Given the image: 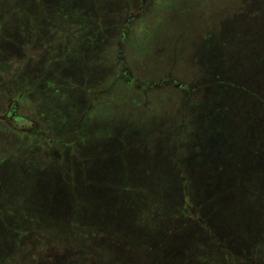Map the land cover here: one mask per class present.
Returning <instances> with one entry per match:
<instances>
[{"label":"rangeland","instance_id":"rangeland-1","mask_svg":"<svg viewBox=\"0 0 264 264\" xmlns=\"http://www.w3.org/2000/svg\"><path fill=\"white\" fill-rule=\"evenodd\" d=\"M129 1L0 0L2 78L7 74L10 84L38 95L21 100L17 112L34 118L39 94L48 97L54 82L66 84L75 100L66 102L67 111L82 109L78 125L88 164L75 167L69 179L91 182L78 191L79 201L98 203L100 227L114 231L88 233L76 222L81 228L71 232L68 218L58 216L19 246L0 248L15 254L6 264H60L73 235L108 243L97 258L101 264H171L187 255L180 238H190L196 227L203 243L214 245L211 251L222 250L218 229L228 231L232 247L244 246L242 206L226 202L230 206L208 220L206 198L212 189L228 201L264 192V0ZM246 17L257 24L252 28ZM161 55L165 67L184 61L186 74L174 66L157 69L153 60ZM7 57L26 61L16 70L18 63ZM119 129L127 141L116 135ZM154 129L171 137L157 142ZM30 181L36 186L25 185L29 192L22 196L41 194L43 182Z\"/></svg>","mask_w":264,"mask_h":264},{"label":"trees","instance_id":"trees-1","mask_svg":"<svg viewBox=\"0 0 264 264\" xmlns=\"http://www.w3.org/2000/svg\"><path fill=\"white\" fill-rule=\"evenodd\" d=\"M130 3L132 7L133 2ZM248 19H252V21L249 22ZM263 19L264 17H262ZM246 21L250 23L252 28L257 24L254 17H246ZM244 30L248 32L247 29ZM235 33L231 32L230 35L234 36ZM249 40H246L247 43ZM242 43H245V41ZM25 59L26 57H7L5 62L18 63L17 70L19 65L26 61ZM260 66L264 74V62ZM1 73H5V71L2 69L0 72V92L2 93L0 95L2 97L0 100V134L4 132L7 134L3 137L0 135V248H6L12 243H15L14 247L19 246L20 241L26 234L37 232L42 227H47L52 221H58L59 218H62L63 221L68 218L71 232H75L76 228H81L75 225L76 222H83L82 227L88 229V233H99L100 230L114 232L105 225L103 229L100 227L102 214L98 210V203L93 205L92 201H89L90 206L88 207H84L81 203V201L83 202V194L78 191L87 189L88 183L91 182L88 179L76 180L75 177L69 179V177L76 176L78 171L75 167L80 165L81 170H83L85 165L88 164L85 160L87 156L82 150L85 141L81 133L85 135V131L80 129V125H78L82 109L81 111L77 108L75 111H67L66 102L69 100L71 104H74L75 100L69 89L65 90L66 84L54 82L52 83L54 86L53 92L48 97L39 94L37 106L34 108L37 115L34 112V118H27L28 115L17 112L16 105L27 96L32 98L33 95L34 97L38 95L27 91L24 86L12 82L10 84L9 76L6 74L7 78H2ZM51 75L52 81H57L56 72ZM201 88L202 90H199L200 94L203 91V87ZM56 90L59 91V95H56ZM60 92H62L61 95ZM63 96L64 102L62 101ZM261 102H263L261 109L264 111V96ZM36 117L40 119H36ZM119 130H121L120 133L116 135L127 141L128 138L123 137L124 129ZM77 132H79V135L76 136ZM9 133L11 138H9ZM166 135L170 136L168 132L157 134L154 129V136L159 138ZM153 140L154 137L151 138L152 148L154 147ZM159 140L160 138L157 142ZM160 141H163V139ZM52 150H54V153H52ZM77 151L80 156H78ZM42 152L52 155L42 156ZM81 176L86 177V173L84 172ZM31 178H38L43 182L42 192L38 196L33 194L32 196H22V194L29 192L24 189L25 185L36 186L30 184L32 182L30 181ZM66 183L70 184V188L66 187ZM156 186L160 187L159 185ZM23 190L24 192L21 193ZM214 192L212 189V194L206 198L209 207L206 217H208V220L218 218L219 215L215 213L221 212L230 206L226 202L235 201L237 203L235 207L241 205L242 209L238 212L244 216L242 219L246 226L244 228L245 243L243 248L240 249L239 246L232 247L229 243L231 241L229 236L226 238L228 231L222 233L218 229L219 237L216 243H220L219 245L224 253L222 250L213 249L211 251V247H214V245H205L203 243L204 235L200 237L198 227H196L195 234L191 235L190 238H180L182 241L181 253L187 255L170 263L264 264V192L261 190L262 193L255 196H234L233 199L228 197L229 201L224 199V195H214ZM70 193L72 196L69 198ZM209 202H211V205ZM166 208L170 209V204H167ZM244 208H249L248 213L242 212ZM192 209L194 212L196 211L195 206ZM103 213L110 212L104 210ZM58 216L59 218H57ZM93 216L94 219L90 218ZM197 218L198 221H201L199 216ZM208 224H210V221L209 223L205 221L203 226L206 227ZM117 230L115 229V231ZM255 231L258 232L255 233ZM68 239L67 258L60 264H88L91 260H94L92 264H101L97 262V258L100 251L105 249L108 243L105 247H101L98 244L90 243L89 240L81 242L77 235L68 237ZM15 251L17 252L18 248H15ZM12 252L0 253V264H6V262L14 259L15 254ZM103 264L114 263L103 260Z\"/></svg>","mask_w":264,"mask_h":264},{"label":"flooded vegetation","instance_id":"flooded-vegetation-1","mask_svg":"<svg viewBox=\"0 0 264 264\" xmlns=\"http://www.w3.org/2000/svg\"><path fill=\"white\" fill-rule=\"evenodd\" d=\"M203 28L202 27H200L199 26V31L200 30H202ZM186 38L187 39H190L189 38V36H187L186 35ZM195 38H196V36H195ZM191 39H194V37L193 38H191ZM184 57H185V55H184ZM154 61V63H156V67H157V69H164V68H172L173 66H174V68H176V69H178L179 71L182 69V73H183V70H184V66H183V64H184V61L183 62H178V61H176V60H173L170 64H169V67H165V65L167 64V61H166V59H165V57H164V55H161V57L159 58V59H156V60H153ZM181 64H182V68H181ZM185 65V64H184ZM160 72H161V70H159ZM164 71V70H163ZM171 71V70H170ZM162 73V72H161ZM130 74V73H129ZM184 74H186V72H185V70H184ZM168 83H170L171 82V80H169V81H167ZM147 83H149L148 81H147ZM158 84V82L156 83V85ZM177 85H179V82L177 83ZM136 86H140V83H137V85Z\"/></svg>","mask_w":264,"mask_h":264},{"label":"crops","instance_id":"crops-1","mask_svg":"<svg viewBox=\"0 0 264 264\" xmlns=\"http://www.w3.org/2000/svg\"><path fill=\"white\" fill-rule=\"evenodd\" d=\"M182 33H183V30H182ZM147 80H148V82H149V85H152V83H151L152 80H150V79H147ZM140 85H141V84H140ZM153 86H154V84H153ZM154 88H157V86L155 85Z\"/></svg>","mask_w":264,"mask_h":264}]
</instances>
